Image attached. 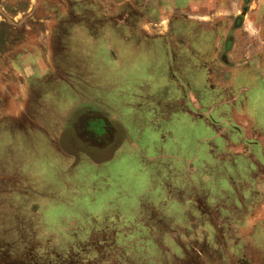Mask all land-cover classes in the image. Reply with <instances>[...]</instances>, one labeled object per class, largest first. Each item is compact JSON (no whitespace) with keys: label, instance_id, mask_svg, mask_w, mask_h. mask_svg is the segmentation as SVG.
Masks as SVG:
<instances>
[{"label":"rangeland","instance_id":"374dc122","mask_svg":"<svg viewBox=\"0 0 264 264\" xmlns=\"http://www.w3.org/2000/svg\"><path fill=\"white\" fill-rule=\"evenodd\" d=\"M206 1L0 0V133L48 137L54 151L71 159L69 172L76 180L69 191L79 195L83 190L80 198L89 206L105 199L111 205L99 220L83 211L85 223L68 230L70 239L62 247L52 245L51 238L42 242L28 214L38 205L30 202L51 193L37 190L9 164V150V159H0V264H264V245L249 239L264 230V128L254 126L245 111L264 90V23L254 20L251 32L261 38L250 40L251 54L240 51L232 68L215 60V35L194 31L187 18L170 22L173 32L182 29L181 46L172 52L168 43H159L162 38L142 47L122 40L130 24L141 26L142 13L150 22L163 23V15L171 12L191 7L206 12ZM238 1L241 11L257 8L264 20V0ZM107 30L110 44H104ZM74 34L95 42L94 48L74 51ZM137 34L130 33L131 41L140 38ZM255 47L260 48L256 53ZM124 50L161 57L167 82L152 91L135 85L129 94L97 83L90 70L92 54L114 60ZM42 59H50L57 71L48 73L45 84L26 76ZM211 63L219 73L210 70ZM32 82L38 86L32 108L26 119L14 120ZM62 85L84 102L59 130L49 128L42 112L45 92ZM41 122L46 125L34 127ZM169 124L184 132L179 143ZM146 169L150 190L129 207L122 202L127 182L132 176L139 182ZM158 197L163 199L157 202ZM169 203L178 206L171 215L164 210ZM149 242L157 255L135 261L127 255L129 246Z\"/></svg>","mask_w":264,"mask_h":264},{"label":"clouds","instance_id":"9594fccd","mask_svg":"<svg viewBox=\"0 0 264 264\" xmlns=\"http://www.w3.org/2000/svg\"><path fill=\"white\" fill-rule=\"evenodd\" d=\"M74 51H83L87 53L94 48L95 42L89 40H81L79 36L72 37ZM110 30L106 31L104 44H110ZM84 45L86 47H80ZM102 51V49H101ZM92 64L90 66L92 74L97 77V83L101 85H116L122 94H129L135 91V85L143 84L147 91H152L159 83L167 82L162 80L163 60L157 56L155 58L146 54L134 53L131 50H124L118 53L114 60L106 59L100 52L92 54ZM174 95L175 86L173 85ZM84 99L75 91L67 86H60L50 89L44 95L43 118L47 122L49 128L62 130L67 118L71 112L78 107ZM198 108V105L196 106ZM195 110V109H194ZM245 111L248 112L254 126L264 128V90H261L259 96L247 105ZM148 119H152V115L148 112L143 113ZM176 133L177 143L182 140L184 132L175 128L174 125H166ZM11 150V158L8 153ZM152 154L149 153V156ZM0 159H9V164L16 167L22 174L28 176L30 181L37 190H46L51 193L48 196L38 195L31 203L38 205L34 213L29 211L38 230L37 238L46 241L49 238L52 245L63 246L64 241L70 239L68 230L76 224H84L82 212L87 211L91 215L96 216L99 220L100 212L111 205H108L107 199L99 206L92 203L89 206L80 197L84 194L83 190L79 195H73L69 191L71 184L75 183L76 177L69 172L70 158L58 154L50 147L49 138L34 134L31 138L23 136L8 135L0 133ZM148 169L143 170L140 175L139 182L135 176H132L126 185L127 195L124 197V203L129 207H134L136 196L141 192L150 190V180ZM196 175H191L193 181ZM205 178V177H201ZM155 191L158 192V189ZM162 197L157 198V202ZM30 204L28 207L30 208ZM178 206L174 203L164 205V210L171 215ZM131 219V216L128 217ZM177 222H179L177 220ZM253 243L264 245V230H260L254 237H250ZM166 242L171 243L170 238H166ZM124 243V241H121ZM44 249L42 248L41 251ZM127 255L135 261L138 256L150 258L157 253L151 243L141 245L140 247L129 246ZM158 264V262H157Z\"/></svg>","mask_w":264,"mask_h":264},{"label":"crops","instance_id":"0c3cea01","mask_svg":"<svg viewBox=\"0 0 264 264\" xmlns=\"http://www.w3.org/2000/svg\"><path fill=\"white\" fill-rule=\"evenodd\" d=\"M231 0H207L205 2L206 12H198L196 8L194 9L189 8L187 12H181V14L175 15L174 13H168L163 15V23L155 21L150 22L146 19L144 14L142 13L139 17V20L141 22V26L138 27L136 24H130L129 28H126V39H122L123 42L126 44H134L133 46L136 47H142L144 45L148 46L149 44L155 43V40H157V43L160 40L164 45V43H168L171 46V52L175 47H180L181 43H178V40L180 38L179 32L182 30H170V22L172 20L176 19H185L187 18L190 21V26H194L192 29L197 30V32H205L207 35H210V37L215 35L217 41L214 43V47L217 53V56H215V60L219 62L222 67L232 68L234 65H238V58H239V52H244L246 55H250V40H257L261 38V34L257 33V31L251 32V29L255 28L257 25H261V23H264V20L259 18V15L257 13V8H254V11L252 12V8L246 7L242 9V11L239 9L240 2L238 0H234V3L230 4ZM210 2V3H209ZM217 2V3H216ZM111 3V2H110ZM112 4V3H111ZM192 5V4H191ZM192 10V11H191ZM112 12H109V19L108 22L112 23ZM70 14V12H68ZM78 14V13H76ZM257 19L255 25L254 20ZM237 23V25H236ZM196 25V26H195ZM191 29V28H190ZM138 31V34H137ZM172 31V33H171ZM179 31V32H178ZM130 33L137 34L140 38L137 39L135 42L131 41L133 38L131 37ZM171 33V34H170ZM129 34V35H128ZM179 34V37L177 39V35ZM131 37V38H130ZM209 37V36H208ZM258 37V38H256ZM130 38V40H128ZM61 46L63 47V43L61 41ZM260 49V48H259ZM258 48L255 47L253 51L256 53ZM180 54V53H179ZM52 56V55H51ZM50 56V57H51ZM178 60V59H177ZM176 60V61H177ZM180 62V61H177ZM218 63V65H219ZM50 59H42L40 61V65L35 67L36 71L29 70L24 71V74L32 80H39L40 84H45L47 82V76L48 73L51 70H54L55 73H57L56 69L54 67H51L50 65ZM210 70L213 71L215 67H213V63H211ZM215 71L219 73V70L215 68ZM233 79L236 78L235 76H232ZM231 78V79H232ZM32 85V86H31ZM36 85L32 82L30 83L28 88H26V98L25 100H22V112L16 111L17 113L14 116H11L14 120L17 118L18 121L26 119V114H28V110H30L32 107L30 106V103L34 102L31 101V98L33 96L34 90L36 89ZM238 87V86H237ZM69 88V87H68ZM1 89V88H0ZM238 91V90H237ZM3 93L2 90H0V94ZM239 93V91H238ZM230 102V101H228ZM1 105V109H2ZM20 113H22L23 117H21ZM18 114V115H17ZM17 115V117H16ZM24 122V127L27 126V121ZM33 120H28V123L30 124V127H33L32 124ZM41 124H34V127L40 126L44 127ZM45 124V123H44ZM46 125V124H45Z\"/></svg>","mask_w":264,"mask_h":264}]
</instances>
